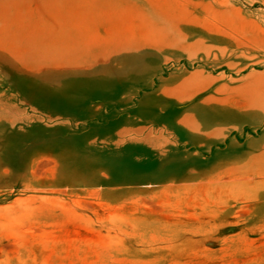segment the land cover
<instances>
[{
	"label": "rangeland",
	"instance_id": "1",
	"mask_svg": "<svg viewBox=\"0 0 264 264\" xmlns=\"http://www.w3.org/2000/svg\"><path fill=\"white\" fill-rule=\"evenodd\" d=\"M0 264H264V0H0Z\"/></svg>",
	"mask_w": 264,
	"mask_h": 264
}]
</instances>
